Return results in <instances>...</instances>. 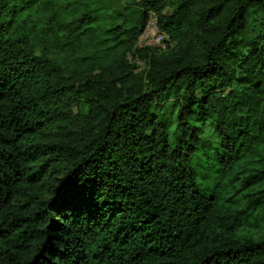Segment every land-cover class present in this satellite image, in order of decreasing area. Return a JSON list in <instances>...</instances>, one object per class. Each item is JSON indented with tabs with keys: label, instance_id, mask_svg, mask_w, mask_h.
I'll list each match as a JSON object with an SVG mask.
<instances>
[{
	"label": "trees",
	"instance_id": "trees-1",
	"mask_svg": "<svg viewBox=\"0 0 264 264\" xmlns=\"http://www.w3.org/2000/svg\"><path fill=\"white\" fill-rule=\"evenodd\" d=\"M0 264H264V0H0Z\"/></svg>",
	"mask_w": 264,
	"mask_h": 264
},
{
	"label": "built area",
	"instance_id": "built-area-1",
	"mask_svg": "<svg viewBox=\"0 0 264 264\" xmlns=\"http://www.w3.org/2000/svg\"><path fill=\"white\" fill-rule=\"evenodd\" d=\"M165 35V32L160 28L158 24V17L156 13L150 12L148 14L144 29L138 36L136 46H150L164 49L167 47V42L169 40V37L167 35L165 37ZM164 38L167 39V41Z\"/></svg>",
	"mask_w": 264,
	"mask_h": 264
},
{
	"label": "rangeland",
	"instance_id": "rangeland-1",
	"mask_svg": "<svg viewBox=\"0 0 264 264\" xmlns=\"http://www.w3.org/2000/svg\"><path fill=\"white\" fill-rule=\"evenodd\" d=\"M165 34H166V33H165ZM166 35H167V34H166ZM166 35H165V37H166ZM167 36H168V35H167ZM164 39H165V38H164ZM165 40L167 41V39H165ZM169 44H170V45L172 44L171 39L168 40V42H167V46H168ZM140 46H141V45H140ZM136 47H138V46H136ZM143 47H146V46H141V47H139V48H143ZM135 64H136V66H137V68H136L137 70H138V69H142V68L144 67V63H143V61L140 60V59H136V60H135Z\"/></svg>",
	"mask_w": 264,
	"mask_h": 264
}]
</instances>
